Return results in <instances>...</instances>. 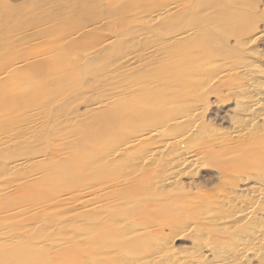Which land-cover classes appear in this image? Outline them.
<instances>
[{
	"label": "rangeland",
	"instance_id": "rangeland-1",
	"mask_svg": "<svg viewBox=\"0 0 264 264\" xmlns=\"http://www.w3.org/2000/svg\"><path fill=\"white\" fill-rule=\"evenodd\" d=\"M244 67L264 71V0H0V242L56 239L29 256L24 244H0V264L32 256L43 259L32 264H164L149 256L164 240L183 259L201 254L210 264L219 247L235 245L238 264H264V245L251 236L254 221L264 223V199L249 194L264 178V117L240 131L235 73ZM184 109L186 137L172 144L198 162L160 184V171L130 159L156 134L180 130L168 118ZM175 147L158 156H175ZM20 157L27 166L13 168ZM231 184L248 192L252 214L230 230L207 227L212 198ZM229 234L247 236L243 250ZM77 242L65 262V245Z\"/></svg>",
	"mask_w": 264,
	"mask_h": 264
},
{
	"label": "bare ground",
	"instance_id": "bare-ground-1",
	"mask_svg": "<svg viewBox=\"0 0 264 264\" xmlns=\"http://www.w3.org/2000/svg\"><path fill=\"white\" fill-rule=\"evenodd\" d=\"M171 6V5H170ZM160 10L161 9H155L154 10V14H152L151 16H152V18L153 17H157L161 12H160ZM165 13V12H164ZM169 14V13H168ZM147 18V17H146ZM142 20V19H141ZM184 33V32H183ZM254 36V35H253ZM249 38V37H248ZM252 38V37H251ZM243 39V38H242ZM242 39H241V41H242ZM244 39H246V38H244ZM250 39V38H249ZM240 40V39H239ZM246 41V40H245ZM237 43V42H236ZM241 43V42H240ZM248 43V42H247ZM246 43L244 42V45H245ZM242 45V44H241ZM152 50V49H151ZM145 53V52H144ZM51 59V58H50ZM197 63V62H196ZM254 64V63H253ZM250 65V64H249ZM257 66V65H256ZM241 67H243V65H241ZM252 67V66H251ZM211 68V67H210ZM245 68V67H244ZM243 68V69H244ZM255 68V67H254ZM238 70L236 73H235V75L236 76H240V78H241V80H242V82H241V84L239 83V85L235 88V91H236V93H237V99H236V106L238 107V110H237V112H236V114H237V119H238V123L240 122V124H239V127L241 128H239L240 129V131H243V130H245L246 128H248V126H252L254 123V120L255 119H257V118H261V117H264V71H262V73H259V74H261L260 76L259 75H255L254 73H252L253 71H255V70H253V71H251V73L252 74H250V72H249V75H248V72L246 73V68H245V70ZM248 71H250V70H248ZM259 71V70H258ZM223 73V72H222ZM226 74V73H225ZM234 75V76H235ZM6 76V75H5ZM239 79V78H238ZM185 88H186V86H185ZM190 88V87H189ZM187 90V89H186ZM232 91H233V89H232ZM113 93V92H112ZM235 94V93H234ZM191 107V106H190ZM236 107V108H237ZM193 108V107H192ZM192 108H190V109H192ZM188 109V108H187ZM197 109V108H196ZM185 110V109H184ZM184 110H182V111H184ZM193 110V109H192ZM180 112V113H178V111H176L174 114H172L169 118H168V120L171 122V124L172 125H169V126H177V125H180V126H177V127H181V126H183L184 125V122L188 119V117H189V114L190 113H187L188 111H184V112ZM189 112H191L190 110H189ZM195 112V111H194ZM193 114H195V113H193ZM189 118H191V117H189ZM167 120V121H168ZM191 121V120H190ZM183 124V125H182ZM186 124H187V122L185 123V126H186ZM236 124H237V122H236ZM188 125V124H187ZM189 125H190V123H189ZM188 125V126H189ZM185 126H183V127H185ZM238 127V126H237ZM196 128V127H195ZM181 129H182V127L180 128V130L179 129H177V131H176V133H174V134H170L169 136H165L163 139H159V140H157L156 141V139H158L157 137H158V134H156L157 136H156V139H155V142H153V143H149L150 145H143L142 144V147H141V144H140V147L141 148H138V150H139V153L138 154H136L135 156L133 155V157L131 158V156L132 155H130V160L131 161H133V163H137V162H140V163H142V164H145V165H148V166H152L153 168H155L156 170H158V171H160V178L159 179H157V181H159V183L160 184H164V185H168V183H170L171 182V180L174 178V176H175V180H176V174H178V172H180L182 169H184V167H186L187 165H195L197 162H198V157H197V155L196 154H191V153H189L188 151H186V150H184V148L182 147L181 149L180 148H178L179 149V151H178V149H176V147L178 146V145H180V143L179 144H177V146L175 147V145L174 144H172L174 141H177V140H180L181 138H183L187 133H184V131H181ZM23 130V129H22ZM152 130V132H153V134L154 133H156L157 131H158V129H156V128H152L151 129ZM178 130H179V132H178ZM194 130V129H193ZM192 130V131H193ZM236 130H237V128H236ZM149 131V130H148ZM187 131H190V130H187ZM235 131V130H234ZM150 132V131H149ZM151 132V133H152ZM158 132H160V131H158ZM194 132V131H193ZM134 133V132H133ZM132 131H131V136H132ZM189 133V132H188ZM195 133V132H194ZM194 133H192V134H194ZM147 134V133H146ZM153 134H151V135H153ZM191 134V135H192ZM134 135V134H133ZM150 135V136H151ZM155 135V134H154ZM149 136V135H148ZM163 137V136H162ZM162 137H160V138H162ZM186 137V136H185ZM184 137V138H185ZM180 138V139H179ZM128 139V138H127ZM124 140V139H123ZM141 140V139H140ZM174 143H176V142H174ZM15 144V143H14ZM123 144H124V146L125 147H129V146H127V145H133V146H135V143L134 142H132V140L131 141H123V143H122V146H123ZM171 144L173 145V146H171ZM133 146H131V147H133ZM137 146H138V144H137ZM168 146H170L171 148L172 147H175L174 148V150L176 151V152H178L175 156L173 155L172 157L171 156H169V154L168 155H164L165 157H161V156H158L159 155V153L161 154V153H164V152H159V151H164V149L165 148H167ZM178 147H181V146H178ZM173 149V148H172ZM112 151L109 153L108 151V154H110V155H117L120 151V148H116V149H111ZM166 150V149H165ZM173 151V150H172ZM174 151V152H175ZM106 152V153H107ZM173 152V153H174ZM158 153V154H157ZM104 154H105V152H104ZM108 154H106V155H108ZM157 154V155H156ZM120 157H123V153H120ZM127 157V156H126ZM129 157V156H128ZM124 159H126L125 157H124ZM123 160V159H122ZM126 161H128V158L126 159ZM125 161V162H126ZM131 161H129V163H132ZM28 162V159L27 158H24V157H20V158H17V159H13V163H12V166H13V168H15V167H19V169L20 168H24V167H26L27 166V163ZM83 162H85V161H82V163ZM128 163V164H129ZM12 168V167H11ZM16 169V168H15ZM263 174H264V172H263ZM229 176V175H228ZM261 176V175H260ZM175 180H173L172 182H174ZM224 181V180H223ZM261 183H260V187H257V186H259V185H257V186H255L257 189H255V188H252L251 187V189H254L253 190V192L251 193V192H249V194H250V197L252 198V200L254 199H264V178L262 179V181H260ZM158 183V182H157ZM158 183V184H159ZM226 183H228V184H230L228 181H226ZM231 183H233V182H231ZM225 184V181L223 182V185ZM234 184H236V183H234ZM258 184H259V182H258ZM6 185V184H5ZM256 185V184H255ZM158 186V185H157ZM221 188V187H220ZM223 188V187H222ZM91 190V189H90ZM89 190V191H90ZM241 189H239V191H240ZM88 191V192H89ZM239 191L237 190V186H234L233 184H231V185H228V186H225L224 187V190H222L220 193H214L215 194V198L213 197H211L212 199H213V204H215L216 205V209L215 210H213L214 208H212V210H210L212 213H211V215L209 216V217H207V219H206V217H205V220H206V226L208 227V224H210V226H215V228L217 229V230H221L222 228H224V227H227V228H229V230H230V227L232 228L235 224H237V223H241V222H243L244 223V221L246 222L247 220V217H248V215L251 213L252 214V207L251 206H248V205H246V203L249 201V199L247 198V193L248 192H246V194L244 193L243 194V190H242V194H243V196H245L247 199H248V201H247V199L246 200H244L245 198H243V196H241L242 194H240L239 193ZM87 192V193H88ZM217 192V191H216ZM214 196V195H213ZM251 198H250V201H251ZM261 199H260V202L262 203V201H261ZM210 200V199H209ZM211 201V200H210ZM247 201V202H246ZM249 201V202H250ZM257 201H259V200H257ZM256 201V202H257ZM90 202V201H89ZM252 202V201H251ZM250 202V203H251ZM255 202V201H254ZM254 202L252 203V204H254ZM83 203V202H82ZM88 203V202H87ZM92 203V202H91ZM90 203V204H91ZM212 204V203H211ZM249 204V203H248ZM251 204V205H252ZM263 204V203H262ZM83 205V204H82ZM84 205H85V203H84ZM203 205V204H202ZM214 205V206H215ZM257 205H258V203H257ZM88 206V205H87ZM213 206V205H212ZM260 206V205H259ZM90 208V207H89ZM89 208H88V210H89ZM94 208V207H93ZM93 208H91L92 210H93ZM198 208V207H197ZM26 209H28V208H26ZM29 209H30V207H29ZM28 209V210H29ZM87 209V208H86ZM253 209H255V208H253ZM25 212L27 211V210H25V209H23ZM198 210V209H197ZM22 211V210H21ZM20 211V212H21ZM91 211V210H90ZM199 211H201V210H199ZM198 211V212H199ZM206 211V210H205ZM208 212H210L209 210H207ZM16 212V211H15ZM14 212V214H16ZM203 213H204V211H202ZM202 212H199V214L201 213L202 214ZM17 213H19V211H17ZM11 214H13V213H11ZM200 214V215H201ZM198 215V214H197ZM10 216V215H9ZM6 219V218H5ZM199 219V218H198ZM1 220V219H0ZM3 220V219H2ZM28 220V219H27ZM29 220H30V218H29ZM27 221V222H31V220L30 221ZM200 220V219H199ZM198 220V221H199ZM249 220V219H248ZM251 220V219H250ZM201 221V220H200ZM264 221V220H263ZM32 222H33V220H32ZM195 222H197V220L195 221ZM248 222H251V221H248ZM255 222V227L252 229V233H251V236H252V238L253 239H255V241H256V243H258L257 244V246L259 245L260 247L262 246V245H264V223H262L263 225L262 226H256L257 225V223H256V220L254 221ZM260 222V221H259ZM0 223H2V222H0ZM117 223V225L119 224L120 225V223H118V222H116ZM203 224H204V221L202 222ZM261 223V222H260ZM4 224V223H3ZM23 224V223H22ZM21 224V225H22ZM24 224H26V223H24ZM32 224V223H31ZM113 224V223H112ZM121 224H122V222H121ZM246 224V223H245ZM249 223H247V225H248ZM254 224V223H253ZM21 225H19V227H17L16 225L14 226L15 228L17 227V229L18 228H20L21 227ZM29 224H27V226H28ZM36 225V224H35ZM34 225V226H35ZM124 225V224H123ZM184 227H186L184 224H182ZM195 225V224H194ZM258 225H259V223H258ZM50 226H52V225H50ZM122 226V225H121ZM127 226V225H126ZM171 226V225H170ZM179 225H177V227H178ZM181 226V225H180ZM197 226V225H196ZM196 226H195V228H196ZM202 226V225H201ZM249 226V225H248ZM251 226V225H250ZM14 227H12L13 228V231H15V232H17L16 230H14ZM30 227V226H29ZM46 227V226H45ZM44 227V229L46 230V228ZM48 227V226H47ZM114 227V226H113ZM116 227V226H115ZM193 227V226H192ZM252 227V226H251ZM27 228V227H26ZM31 228V227H30ZM33 228V227H32ZM49 228V227H48ZM120 229L119 227H116V229ZM124 228H126V227H124ZM124 228H122V229H124ZM171 228V227H170ZM243 228V227H242ZM248 228V227H247ZM3 229V228H2ZM43 229V230H44ZM117 229V230H118ZM172 229H173V227H172ZM190 229H192V228H190ZM189 229V230H190ZM213 229V228H212ZM249 229V228H248ZM20 230H22V229H20ZM178 230H181V229H179L178 228ZM216 230V231H217ZM244 230V229H243ZM246 230V229H245ZM12 231V232H13ZM18 231H19V229H18ZM22 231H24V230H22ZM32 231V230H31ZM30 231V229H29V231H26L27 233L28 232H31ZM42 231V230H41ZM125 231V230H124ZM195 231V230H194ZM193 231V234L195 233ZM237 231V230H236ZM239 231H241V230H239ZM42 232H44V231H42ZM46 232H48V230L46 231ZM65 232V231H64ZM64 232H62L61 234H64ZM191 232H192V230H191ZM232 232V231H231ZM243 232V231H242ZM247 232H248V230H247ZM246 232V233H247ZM117 233V232H116ZM119 233H120V231H119ZM190 233V232H189ZM228 233H230V232H228ZM233 233H234V231H233ZM238 233V232H237ZM245 233V232H244ZM249 233V232H248ZM246 234L247 236L249 235V234ZM10 234V233H9ZM41 235H42V233H40ZM40 234H38L39 235V237H38V235H36V236H34L33 234H31V233H29L28 234V237H26V235H24L25 237H26V241L25 242H27V243H25V242H23L22 240H18V237H16V236H11V237H9V235L5 238V239H3V241L2 242H0V244H1V246H3V247H8V248H10V247H16V246H21L22 244H24L25 246H27V248L29 249L28 251H26L27 252V255L26 256H29V255H31L34 251H36V253H37V249L38 248H40V247H42V249H44V248H46V247H48V244H50L52 241L51 240H54L53 242H55V240L56 239H52V235H49L48 233L46 234L45 232L43 233V235L41 236ZM192 234V233H191ZM240 234V233H239ZM22 235V234H21ZM118 235H120V234H118ZM197 235V234H196ZM199 235V234H198ZM230 235V234H229ZM243 236L244 238H241V237H238V235H236V236H234V234L231 236V238H233L232 240L234 241V242H236V243H238L239 244V246L238 247H241L243 244H241V246H240V243H243V241H245L246 242V237L247 236ZM62 236V235H61ZM192 236V235H191ZM201 236V235H200ZM234 236V237H233ZM240 236V235H239ZM41 237V238H40ZM69 237V236H68ZM193 237H195V236H193ZM23 238V237H22ZM56 238V237H55ZM62 238H65V237H63L62 236ZM69 238H71V237H69ZM195 238H201V237H198V236H196ZM230 238V237H229ZM249 238V237H248ZM252 238H249V239H252ZM65 239H67V237L65 238ZM248 239V242H252V241H250ZM70 241H71V239H69ZM69 240H67V241H69ZM73 241H76V239L74 240V239H72ZM193 240V239H192ZM196 240H198V239H196ZM169 241V240H168ZM166 242L165 240L163 241V243H162V245H160V246H162V247H159V250L160 251H158V249H157V252L155 253V254H153V253H149L150 255V259L151 258H155V259H158L159 261L161 260V261H164L165 263L164 264H207L206 262V260L203 262V260H201V259H198V258H200L199 256L201 255H199V256H195V258H192V257H190V256H187V254H189V253H185L186 255H185V258L183 259V257H180L181 256V254H182V252L184 251H181V253H180V256L178 257L177 255H174V253L173 254H169V249H170V247H169V245H168V243L169 242ZM199 242H200V240H198ZM63 242H64V240H63ZM165 242V243H164ZM195 242V241H194ZM194 242H192V243H194ZM198 242V243H199ZM56 243V242H55ZM76 243V242H75ZM78 244H73V243H69L68 245H65L66 247H64V245H63V247H64V250H63V253H61L60 254V256H64V258H65V262H66V259H68L70 256H71V253L73 252V251H75V250H79V248L81 247V243H79V242H77ZM254 243V242H253ZM255 243V244H256ZM54 244V243H53ZM66 244V243H65ZM196 244V242L194 243V245ZM200 244H201V242H200ZM231 244V243H230ZM230 244H229V246H230ZM237 244V245H238ZM54 245H56V244H54ZM58 245H59V243H58ZM198 245V244H197ZM53 246V245H52ZM201 246H202V244H201ZM222 246V245H221ZM224 246V245H223ZM234 247H235V245H233ZM191 247H192V245H191ZM200 247V246H199ZM203 247V246H202ZM217 249H219V248H221L220 249V251H217L218 253H217V258L215 259V260H210V261H212V262H210V264H238V262H239V259H240V253L238 252V249L237 248H234V247H232V245H231V247H226L225 248V246H224V248H222V247H217V246H215ZM237 247V246H236ZM259 247V248H260ZM49 248V247H48ZM52 248V247H51ZM57 248V247H56ZM161 248V249H160ZM196 248V247H195ZM258 247H257V249H256V251H259L258 249H259ZM264 248V247H263ZM11 249V248H10ZM13 249V248H12ZM81 249V248H80ZM214 249V248H213ZM241 249H242V247H241ZM33 250V251H32ZM156 250V249H155ZM154 250V251H155ZM169 250V251H168ZM196 250V249H195ZM195 250H192V252L191 253H194V251ZM240 250V249H239ZM243 250V249H242ZM242 250H240V251H242ZM11 251V250H10ZM49 251V250H48ZM185 251H187V250H185ZM212 251V250H211ZM214 251H215V249H214ZM254 251H255V249H254ZM255 251V252H256ZM41 252H42V250H41ZM40 251H39V253H41ZM50 252V251H49ZM48 252V253H49ZM178 252V251H177ZM196 252H198V250H196ZM35 252H34V254H36ZM46 253V252H45ZM190 253V254H191ZM199 253V252H198ZM244 252H242V254H243ZM254 253V252H253ZM12 254L14 255V257H15V255H18V256H20V255H22L23 253H22V251H19V250H13L12 251ZM194 254H196V253H194ZM216 254V253H215ZM39 255H41V254H39ZM51 255V254H50ZM101 255H103V254H101ZM110 255H111V253H110ZM110 255H108L107 254V256H110ZM144 255V254H143ZM145 255L147 256V254L145 253ZM59 255H58V259H59V257H60ZM145 256V257H146ZM148 256V257H149ZM184 256V255H183ZM202 256V255H201ZM213 256H215V255H213ZM243 256H244V254H243ZM22 257V256H21ZM37 257H39V256H36L35 258H33V256L29 259L32 263H34L36 260V258ZM43 258H44V256H42ZM49 257V256H48ZM83 257H85V256H83ZM82 257V258H83ZM111 257V256H110ZM112 257H113V255H112ZM141 257V256H140ZM139 257V258H140ZM242 257V256H241ZM40 258V257H39ZM52 258V257H51ZM86 258V257H85ZM115 258V257H114ZM143 260H144V258L143 257H141ZM40 259H42V258H40ZM40 259H39V261H40ZM87 259V258H86ZM245 259V258H244ZM28 260V261H29ZM33 260V261H32ZM35 260V261H34ZM43 260V259H42ZM41 260V261H42ZM84 260V259H83ZM82 259H81V262L83 261ZM88 260V259H87ZM129 260V259H128ZM132 260V259H131ZM142 260V261H143ZM25 261H27V259L26 258H22L20 261H19V264L21 263V264H23ZM38 261V262H39ZM46 261V260H45ZM117 261V260H116ZM122 261H124V260H121V263H123ZM145 261V260H144ZM147 261V260H146ZM244 261V260H243ZM37 262V263H38ZM64 262V263H65ZM131 262V261H130ZM158 262V261H157ZM156 262V263H157ZM31 263V264H32ZM43 263H44V261H43ZM87 263L88 264H98V263H94L93 261H87ZM86 263V264H87ZM119 264H120V261L118 262ZM154 263V262H153ZM156 263H154V264H156ZM24 264H26V263H24ZM45 264V263H44ZM81 264V263H80ZM99 264H102V262H100ZM127 264V263H126ZM159 264H163V263H159ZM209 264V263H208Z\"/></svg>",
	"mask_w": 264,
	"mask_h": 264
}]
</instances>
